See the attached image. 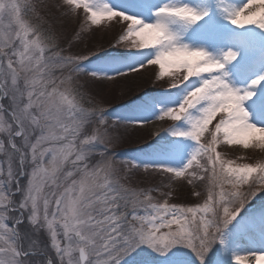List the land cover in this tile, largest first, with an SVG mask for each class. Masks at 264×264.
<instances>
[{
    "label": "snow or ice",
    "instance_id": "6c2138e0",
    "mask_svg": "<svg viewBox=\"0 0 264 264\" xmlns=\"http://www.w3.org/2000/svg\"><path fill=\"white\" fill-rule=\"evenodd\" d=\"M63 5L65 16L83 8L94 24L104 17L129 23L115 26L107 44L81 49L69 43L65 50L45 19L59 5L43 6L42 15L31 3L0 0V264H121L140 246L150 247L169 264H188L186 247L200 264H207L212 247L226 243L225 229L264 192V162L237 163L217 151L223 142L264 149L259 135L264 127L249 122L244 107L255 93L235 88L216 74L238 53L229 49L221 60L204 48L181 43L172 25H191L206 15L187 4L159 7L151 23L110 4L101 7L95 0H63ZM262 8L264 0H247L230 11L229 19L239 27L264 29V24L246 22ZM27 13L35 21L26 19ZM73 35L79 39L78 33ZM132 36L139 39L130 41ZM108 47L134 50L125 58L126 70L114 75L86 71L82 62ZM152 47L157 49L154 54L145 51ZM200 61L209 70L190 73L187 65ZM145 63L159 65L161 77L170 70L182 71L178 83L161 87L182 88L179 103L153 98L137 108L149 113L154 103H160L155 119L173 121L167 128H156L154 136L170 131L197 142L181 169L134 160H122L117 167V153L109 145L118 137L111 135L110 128L127 130L152 119L114 120L109 125L106 111L82 91L116 84L117 77L126 80L128 73L139 75ZM262 81L264 76L252 84ZM165 103L171 106L163 107ZM218 114L222 115L214 130H209ZM181 120L190 128H177ZM206 132L207 143L202 142ZM152 138L149 133L148 140ZM124 166L137 172L142 168L149 176L164 174L169 183L130 187L120 176ZM174 184L191 186L189 195L195 200L170 203ZM161 186L167 189L161 193L163 202L152 195ZM246 254L255 264H264V252ZM233 258L243 264V255Z\"/></svg>",
    "mask_w": 264,
    "mask_h": 264
},
{
    "label": "rangeland",
    "instance_id": "374dc122",
    "mask_svg": "<svg viewBox=\"0 0 264 264\" xmlns=\"http://www.w3.org/2000/svg\"><path fill=\"white\" fill-rule=\"evenodd\" d=\"M19 2L22 4L27 2L36 5L42 15L44 13L43 6H60L48 13L45 19L48 21L46 26L52 28L57 36V42L65 50H67L69 43L78 44V47L81 49L92 47L93 44H107L108 40L114 35L115 26H123L129 23L120 17H104L99 24H94L90 19V14L83 8H80L76 14L65 16L64 13L67 12V7L63 5V0H19ZM95 2L101 7L104 4H110L113 8L128 12L129 15L140 16L148 23L155 22L158 8L168 3L187 4L201 12H205L206 15H204L200 21L191 25L177 22L172 25L173 30L179 33L181 43L187 44L193 48H204L217 59L222 60L224 53L229 49L238 53L234 60L225 63L223 69L216 70V74L221 75L235 88L241 89L242 91L247 89L255 93L253 97L244 101V107L250 114L249 122L264 127V81L259 85L252 84L253 80L260 76H264V29L259 28L257 25L239 27L233 25L229 19L230 11L234 8L243 6L247 3V0H95ZM251 10H255V8ZM245 14H247V12ZM25 18L35 21V16L31 13H27ZM74 33L79 34V39L76 35H73ZM69 37H71L70 40ZM138 39L139 38L134 36L129 38L130 41H137ZM65 41H68V43ZM128 42L129 41H124L123 43ZM104 50H106V52L101 51L82 62L86 71L114 75L118 71H125L128 63L125 58L135 54L134 50L127 48L108 47ZM145 51L154 54L157 49L152 47L145 49ZM65 54H67V52H65ZM151 58L154 59V57ZM159 71V65H149L145 63L144 67L139 69V73L142 74L139 79L133 78V80L124 83L120 81L116 84L97 85L95 88H84L82 91L87 93V98L95 100L101 108L104 105H107L105 107L109 108L121 102L123 97H127L128 95H131L130 97L136 96L139 92L133 94V90L138 89L142 84L153 77L154 82L150 88L145 89L138 98L128 101L123 105L116 106L114 110L116 113H119V115L125 117V120H152L149 121L148 124L130 127V130H121L120 128L112 130L110 128L111 135L118 137V139L114 140L109 147L111 152H114L119 144V139H123V132L129 134L134 130L143 129L139 130V135L138 133H134L140 140L138 143L132 144L131 147L133 148L127 150V153H125V155L128 156L126 160H134L141 165L154 163L156 165L181 169L186 166L188 160L191 158L192 152L198 146L197 142L191 137L173 135L170 131H162L159 135L154 136L156 128L161 126L167 128L169 123L173 122L170 117H164L163 121L155 119V116L160 114V103H154L149 113H143L137 110L142 102L153 98L156 100L168 98L173 103H179L182 99V88H161L167 87L173 82L178 83L180 79H182V71L170 70V72L166 73L163 77L159 75ZM224 73H227V75L224 76ZM57 75L60 74L57 73ZM204 75L208 77V74ZM79 83L83 84V79H81ZM116 95L119 97V99H115L117 103L113 105L106 103L108 100H113V97H116ZM168 106H171V103L163 104V107ZM221 115L222 114L217 115L212 124L209 125V130H214V126L219 121ZM109 125H111V123H109ZM149 125H154V127H150ZM136 127L137 129H135ZM176 127L187 130L190 128V125L186 121L181 120L177 122ZM149 133L153 134L151 140H148ZM209 140L210 136L208 132H206L202 137V142L207 143ZM217 151L221 153L222 158L232 159L237 163L264 162V149L257 148L255 145L244 148L243 145H228L226 142H223L218 143ZM115 159L117 161V167H120L121 165L119 162L121 160L117 159V157H115ZM120 176L122 177V182L126 183L128 186L134 187L138 185L139 187L147 183L149 184L154 178L156 179V177L160 175L153 173V175L149 176L147 173L143 172L142 168L137 172L135 169L124 166V170L120 173ZM147 179H149L150 182H148L149 180L147 181ZM158 179L161 180L158 181V185L169 183L168 179H166V182L159 177ZM173 187L175 189L174 194H177L178 189L183 188V186L179 184H174ZM190 189L191 188H189V191ZM164 190H166V188L161 186L159 192L154 191L152 195L156 200L158 199L160 202H163V198H161L160 194L161 191L164 192ZM184 190L188 192L187 189ZM262 196L264 198V193L263 195H261V193L257 194V196L252 199L251 203L248 202L241 210L249 219V222L238 216L228 228L225 229L226 241L228 240L227 234L231 237H238L240 233L254 226L252 225V218L264 215V202L261 204L259 203ZM178 199L179 196L177 198L174 196L172 202H169L195 200V197L192 196L188 200ZM256 205L260 207L255 208ZM252 208L257 210L254 212L250 211ZM241 212L239 215H243ZM141 214H143L142 211ZM221 246L222 244L217 242L212 247L210 253L211 255L213 254L214 258L212 257L213 260L211 264L215 263ZM147 248L151 253L153 252L156 254L151 260L150 257L147 256ZM139 249H141V251L138 253H135V249L124 257L121 264H169L167 259L161 257L150 247L140 246ZM183 252L187 256L188 264H200V261L190 249L185 247L183 248Z\"/></svg>",
    "mask_w": 264,
    "mask_h": 264
},
{
    "label": "bare ground",
    "instance_id": "6f19581e",
    "mask_svg": "<svg viewBox=\"0 0 264 264\" xmlns=\"http://www.w3.org/2000/svg\"><path fill=\"white\" fill-rule=\"evenodd\" d=\"M264 193V192H263ZM252 200L249 201L251 203ZM249 211V210H248ZM250 211H256L251 209ZM244 212H241L243 214ZM241 217L249 222L245 214ZM254 226L249 228L238 237H231L227 234L228 240L223 244L218 252L217 259L214 264H236L234 255L241 254L244 256L243 264H255V260L250 257L247 252H264V215H259L252 218ZM147 253L150 258H154L156 254L151 253L147 248ZM215 255V253H214ZM213 254L208 256L207 264H211Z\"/></svg>",
    "mask_w": 264,
    "mask_h": 264
},
{
    "label": "trees",
    "instance_id": "16d2710c",
    "mask_svg": "<svg viewBox=\"0 0 264 264\" xmlns=\"http://www.w3.org/2000/svg\"><path fill=\"white\" fill-rule=\"evenodd\" d=\"M104 52H106V50H103ZM103 52V53H104ZM128 75V79H121V78H117V80H118V82H120V81H122L121 83H124V82H127V81H131V80H133V78L134 79H139L141 76H142V74L141 73H139V75H137V74H135V73H128L127 74ZM154 82V80H153V77H151V79L150 80H148L147 82H145L144 84H142V86L141 87H139L138 89H135V90H133V94H135L136 92L138 93L136 96H132V97H130L131 95H128L127 97H123L122 99L123 100H121V102H118V104H116V105H113V104H115V103H117V102H115V99H119V97L116 95V97L114 96L113 98V100H108L106 103L107 104H112L113 106H111V107H109V108H107V107H105V106H107V105H104L102 108H104V110L106 111V115L108 116V117H110V119H109V123H112L114 120H125V117H123V116H121V115H119V113H116V111H114L115 110V107L116 106H120V105H123V104H125L126 102H128V101H131V100H134V99H136V98H138L143 92H144V90L145 89H148V88H150L151 86H152V83ZM129 83V82H128ZM127 83V84H128ZM121 94V93H120ZM128 97H130V98H128ZM128 98V99H127ZM121 130H124L123 128H120ZM135 129H137V127L135 128ZM127 130H130L129 128L127 129ZM126 132H123V134H122V138L123 139H119L120 141H119V144H118V146H117V148L114 150V152L115 153H117V159H119V160H126V158L128 157L127 155H125V153H127V150L128 149H130V148H133V147H131L132 146V144H136V143H138V141L140 140L138 137H137V135L135 136V134L134 133H138V135H139V130H134V131H132L131 133H129V134H125ZM136 137V138H135ZM113 152V151H112ZM136 171V170H135ZM153 175V174H152ZM157 175H160V176H157L156 177V179L154 178V180L153 181H151L150 182V178L149 179H147V181L148 182H150L149 184L147 183L146 185H144V186H139L138 187V185H136V186H134L133 188H142V187H148V188H155L157 185H158V181H161V180H159L158 179V177L160 178V179H162L163 181H165L166 182V179H167V177L164 175V174H157ZM158 179V180H157ZM182 179V178H181ZM189 188H191V186L190 187H188V186H183V188H181V189H178V192H177V194L175 193L174 194V196H176V198L179 196V199L178 200H181V199H184V200H188L189 198H191L192 196H190L189 194H190V192L192 191V188L190 189V191H189ZM184 189H187L188 190V192L186 191V190H184ZM163 190V189H162ZM198 190V189H197ZM164 191H167V189L166 190H164ZM163 191H161V193H162ZM161 195V194H160ZM261 195H263V192H261ZM161 198H163L162 196H161ZM158 200V199H157ZM262 200H264V198H263V196H262V198H261V200H260V204L262 203V202H264V201H262ZM159 201V200H158ZM171 202H172V200H170ZM262 206V205H261ZM256 207H260L259 205H256L255 206V208ZM244 211V210H243ZM140 247H137L136 248V251H135V253H138L139 251H141V249H139ZM145 255V254H144ZM148 256V255H147ZM152 258H150V260H151Z\"/></svg>",
    "mask_w": 264,
    "mask_h": 264
},
{
    "label": "clouds",
    "instance_id": "9594fccd",
    "mask_svg": "<svg viewBox=\"0 0 264 264\" xmlns=\"http://www.w3.org/2000/svg\"><path fill=\"white\" fill-rule=\"evenodd\" d=\"M248 23H260L264 24V8H262L261 12L257 14V17L254 20H247ZM204 63V61H200L197 63H189L187 65L188 71L190 73H197L201 71H208L209 69L202 67L201 65ZM259 135L264 138V131H261Z\"/></svg>",
    "mask_w": 264,
    "mask_h": 264
}]
</instances>
